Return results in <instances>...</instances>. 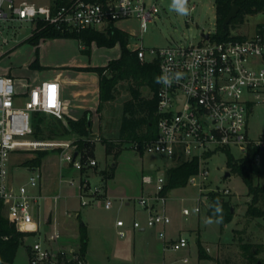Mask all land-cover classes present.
Here are the masks:
<instances>
[{"label":"built area","instance_id":"obj_1","mask_svg":"<svg viewBox=\"0 0 264 264\" xmlns=\"http://www.w3.org/2000/svg\"><path fill=\"white\" fill-rule=\"evenodd\" d=\"M158 13L157 5L148 4L147 0H75L54 12L49 5L32 0H0L1 45L9 43V24L14 21H43L62 32H81L137 20L143 33ZM207 40L196 45L148 50L139 46L135 49L141 61L159 63L160 87L157 137L143 144L134 143L133 149L165 156L173 165L178 158L199 159V171L189 178L188 184L200 186L202 192V185L209 179L208 169L203 168L208 158L220 151L232 153V149L239 150L245 157L250 147H257V160L264 152V138L253 139L249 135L248 120L257 106H264V22L243 40L217 42L210 41V37ZM6 54L7 51L1 48L0 60ZM36 112L64 120L60 84L50 80L29 86L21 79L0 75V205L16 231L30 234L29 237L38 235L43 228L40 209L45 197L39 190L42 174L33 167L34 175L27 183L15 184L11 178L12 157L26 148L61 147L70 150L63 159L72 163L77 171L97 165L96 159L85 163L71 143L31 140L34 135L32 117ZM161 170L155 175L143 176V185L152 192L139 197L137 203L147 216L144 221L134 219L132 227L140 231L157 229L158 237L166 241L172 218L166 210L169 199L165 193L167 179L164 168ZM84 181L78 186L81 205L91 206L99 200L84 193L88 185ZM69 184L76 183L71 181ZM102 206L110 210L114 202L110 198L104 199ZM194 211L200 212V206ZM182 213L190 215L186 208ZM115 227L121 238L127 236L124 219L118 218ZM53 237L60 235L55 231ZM169 242L170 249L175 252L189 246L183 235ZM73 250L71 260L76 261L78 250ZM59 254L64 258L63 253ZM28 256L29 264H52L57 258L40 239L32 244ZM183 261L189 262L187 258Z\"/></svg>","mask_w":264,"mask_h":264},{"label":"rangeland","instance_id":"obj_2","mask_svg":"<svg viewBox=\"0 0 264 264\" xmlns=\"http://www.w3.org/2000/svg\"><path fill=\"white\" fill-rule=\"evenodd\" d=\"M147 2L156 4L159 13L152 22L148 23L145 32H141L136 21L122 23V27L131 36L129 44L133 48L141 46L148 50L196 45L208 42L204 35L213 36L216 32L215 0H187L189 10L187 15H183L177 10L179 5L173 6V0H147ZM192 7H194L193 10ZM263 22L264 13L248 16L246 21L232 33L251 35ZM35 25L36 23L27 21H14L9 24L10 30L7 33L9 43L1 45L2 39L0 38V49L7 51L6 57L17 46L23 55L34 53L31 44L24 41L32 35ZM210 41L214 40L210 38ZM76 47L79 46L76 44ZM64 49L55 45L50 46L49 55L56 57L72 54L70 49ZM79 51L87 57L82 53V47ZM97 58L102 60L99 54ZM142 91L146 97H150L148 89ZM129 97L127 85L122 83L119 86L117 99L104 103L99 117L100 134L83 138L89 144L84 151L75 144V141L79 139L75 134L57 136L53 140L37 138L34 135L31 137V140L34 141L71 143L72 149L80 150L85 163L90 159H96L95 167H86L81 172L77 171L72 163L63 159L70 150L61 147L46 150L26 148L12 157L11 178L14 183L17 185L27 183L29 178L34 175V171L28 166V161L37 156V151L47 153L42 158V164L37 172L42 174L40 187L50 179L53 183L54 194H43L45 198L41 203V220L45 221L50 211L56 218H65L68 210L80 207L81 218L89 227L88 255L91 264H172L174 262L183 264L181 261L183 258L189 260L185 264H217V260L225 261L226 264H243L242 250L238 246L237 240L243 238L248 243H264V219L248 221L244 217L246 204L251 198L248 196V188L243 179L227 169V152L225 151H220L208 158L203 165V168H207L209 171V179L202 185L203 192L200 190V186L188 184L167 193L169 199L166 210L172 218V224L167 229L166 241L158 237L156 229H146L144 232L133 229L132 224L136 217L133 208L135 206L139 209L138 198L152 192L150 188L151 190L148 189L140 195L143 176L157 174L162 171L160 167L165 168L163 172L166 173L174 165L170 159L159 154L146 153L142 155L133 149L132 143H124L121 147H115L110 154L107 153L103 141L109 140L116 143L123 103ZM41 117L43 120L51 122L57 119L50 114H43ZM248 120L249 135L253 139L264 138V106H257L255 111L249 115ZM231 152L236 158L244 157L243 153L237 149H232ZM118 153L119 155L116 157L115 155ZM150 163L156 165L153 173L150 172L152 170L149 167ZM227 172H230V176L226 178ZM252 176L256 183L264 186V152H261L255 161ZM84 180L88 183L84 193L88 197L93 196L99 200L91 206L81 205L78 186L82 185ZM71 181H75L76 184L71 186L69 184ZM107 192L126 197H116L115 199L110 197ZM210 192L222 193L230 199L235 213L231 222L221 224L218 220L208 216L209 200L202 194ZM108 198L114 202V207L110 210H106L102 206V200ZM70 202L73 207L71 206L69 209L67 205ZM126 202H131V206L125 207ZM198 206H200V212H195L194 208ZM154 208L157 209L158 206ZM185 208L190 211V215H183L182 210ZM118 218H122L126 222L127 236L125 238H121L117 233L115 223ZM49 221H52V214ZM50 222L43 224L38 235L21 239L22 245L17 251L13 264H29V249L38 239L56 253L57 258L52 264H64L63 261H59V253H63L61 255L68 261L73 259L71 249L78 250V239L66 234L54 238L51 234ZM235 231H244V233L235 235ZM175 235L177 237L185 236L189 242L188 248L177 252L171 250L169 241ZM199 245L210 256L209 259L199 260ZM261 257H264V253Z\"/></svg>","mask_w":264,"mask_h":264},{"label":"trees","instance_id":"obj_3","mask_svg":"<svg viewBox=\"0 0 264 264\" xmlns=\"http://www.w3.org/2000/svg\"><path fill=\"white\" fill-rule=\"evenodd\" d=\"M38 4H47L52 11L70 4L75 0H32ZM98 1V0H88ZM234 6L239 8L235 18H233L224 28V21ZM216 9V32L210 38L217 42L243 40L244 35L233 34V30L242 25L248 16H255L264 13V0H215ZM131 36L113 25L101 29H89L78 31H60L54 26L43 21H38L32 35L24 42L36 48V59L32 64L37 68L39 58V45L41 41L49 39H71L78 41L82 46V53L91 56L92 45L98 47L115 48L120 47L121 55L118 59H113L106 66L89 67L85 71L96 73L99 77L100 106L98 112L102 110L105 102L115 101L119 95V86L123 83L127 85L129 99L123 103L122 117L118 129V139L116 143L104 140L106 151L110 154L115 147H121L124 143H139L151 141L157 137L158 98L157 93L160 87V70L157 61H141L136 50L129 49ZM143 89H148L150 97L143 94ZM45 113L36 112L33 114L32 123L34 136L37 138L53 140L57 136H69L75 134L79 137L75 141L77 147L84 151L89 144L83 140L92 136V113L86 112L79 120L56 119V121H45L42 115ZM80 150H77L80 152ZM144 155L143 151L140 152ZM259 153L257 147H250L248 154L243 158H236L227 151V169L239 175L248 188V196L251 198L247 202L244 217L248 221L264 219V186L256 183L252 176L253 165ZM47 153L37 151V156L28 161L29 167L39 168L42 158ZM119 155H115L116 157ZM200 167L199 159L185 160L178 158L165 175L167 184L165 193L188 185L191 176L198 173ZM108 177V176H107ZM208 198L207 214L210 218L218 220L221 224L229 223L234 218V209L230 199L219 192L203 194ZM217 207L221 210L217 211ZM244 231H235V235L243 234ZM30 234H23L16 231V228L4 216L0 205V264H13L17 251L22 245V238L29 237ZM7 237V239H5ZM78 259L68 261L66 258H59L64 264H87L86 254L89 245V235L87 226L80 221L78 238ZM238 246L242 250L243 264H264V243L246 242L243 238H238ZM199 260L209 259L210 256L205 249L199 245ZM217 264H226L217 260Z\"/></svg>","mask_w":264,"mask_h":264},{"label":"crops","instance_id":"obj_4","mask_svg":"<svg viewBox=\"0 0 264 264\" xmlns=\"http://www.w3.org/2000/svg\"><path fill=\"white\" fill-rule=\"evenodd\" d=\"M135 21L139 24V21L137 20H126L117 22L114 26L122 31L127 32L122 27V23ZM76 44L79 47H76ZM54 45L59 48L70 49L72 54H68L66 56L52 57L49 55V47ZM31 47L32 49L34 48V53H36V48L32 45ZM80 47L82 46L79 44L78 41L71 39H49L41 41L39 45V58L37 61L38 67L34 68L32 64L35 62L36 54L32 53L30 55L26 54L27 56L23 55V53H21L20 49L17 46L11 51L10 54H8L7 57L4 56L2 58V61L0 60V75H8L13 76L17 79H21L25 81L29 86L38 85L42 82L50 80L57 81L60 84V94L63 104V115L65 121L66 119L79 120L84 116L86 112L90 111L92 113L93 121L92 135H99V117L101 116V111L98 112V108L100 106L99 77L96 73L85 71L83 69L89 67L106 66L110 60L118 59L120 57L121 50L119 46H116L115 48H99L98 46H96V44H93L91 56H87V58L80 53ZM128 47L130 50L136 49L133 48L130 44ZM98 54L99 56L101 55L102 60L97 58ZM149 167L150 169H152L150 170V172L152 173L153 170L156 169V165L154 163H150ZM29 168L32 169L33 167ZM53 189V183L50 179L49 181L44 182V184L41 185V187L39 188L42 195H53ZM148 189L149 188L144 186L142 183L140 195L148 191ZM107 193L110 194L109 192ZM111 195L112 194H110V197L115 199L116 197H126L124 195ZM71 206L73 207L72 203L70 202L67 207L70 209ZM124 206L130 207L131 202H126ZM133 211L134 215L136 216L135 219H141L143 221L145 220L147 216V213L145 211H142L136 208L135 206L133 208ZM67 213V217L65 218H56L50 211L45 221H43V224L50 222L49 217L52 214V221L50 222L52 235L56 231L59 233L60 236L66 234L78 239L79 224L80 221H82L87 226L89 235V227L87 223L81 218L80 207H75L72 210H68ZM175 238H177L176 235L170 240ZM88 252L89 245L86 254V261L87 264H91ZM184 259L186 258L181 259L183 264H185L183 261ZM176 263L178 262H174L172 264Z\"/></svg>","mask_w":264,"mask_h":264},{"label":"water","instance_id":"obj_5","mask_svg":"<svg viewBox=\"0 0 264 264\" xmlns=\"http://www.w3.org/2000/svg\"><path fill=\"white\" fill-rule=\"evenodd\" d=\"M239 8L237 6H234L233 9L231 10V12L229 13V15L226 17L225 21H224V28H227V25L230 23V21L236 17L237 13H238ZM209 34L204 35L205 39H209ZM75 156H77V153H75ZM230 176V172H227L225 177H229ZM144 231V230H143Z\"/></svg>","mask_w":264,"mask_h":264},{"label":"clouds","instance_id":"obj_6","mask_svg":"<svg viewBox=\"0 0 264 264\" xmlns=\"http://www.w3.org/2000/svg\"><path fill=\"white\" fill-rule=\"evenodd\" d=\"M177 5H179V7L177 8V10L183 14V15H187L188 14V8H187V0H173V6L176 7ZM221 209L219 207H217V211H220Z\"/></svg>","mask_w":264,"mask_h":264}]
</instances>
